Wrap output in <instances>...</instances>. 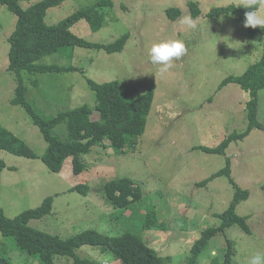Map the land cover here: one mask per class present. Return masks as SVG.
Wrapping results in <instances>:
<instances>
[{
	"label": "rangeland",
	"instance_id": "obj_1",
	"mask_svg": "<svg viewBox=\"0 0 264 264\" xmlns=\"http://www.w3.org/2000/svg\"><path fill=\"white\" fill-rule=\"evenodd\" d=\"M41 0L21 2L23 9ZM98 0H66L50 8L46 22L55 25L79 9ZM112 13L98 32L85 19L72 32L85 40L110 44L124 34L129 39L122 52L106 53L76 47L73 57L57 52L43 58L44 65L73 66L74 72H23L26 99L43 115L55 116L83 105L94 109L96 93L89 80L98 84L118 81L130 98L145 94L155 86L152 110L146 131L134 151L116 154L105 141L81 157L84 170L76 174L72 158L60 173L52 172L42 160L47 148L40 129L27 110L14 105L17 76L9 70V37L18 17L0 4V125L23 140L36 158L19 157L0 151L5 167L0 172V208L8 218L39 207L53 197L50 214L32 220L29 226L62 239L87 230L110 237L125 233L137 235L165 264H188L191 249L201 233L222 223L234 199L235 189L227 176L209 184L200 183L231 162V176L249 198L237 205L239 216H248L250 233L239 225L218 234L202 252L198 264H223L231 241L233 264H248L254 254L264 255V131L255 129L245 139L232 142L226 155L208 154L198 146L214 148L232 133L248 127L246 103L249 93L230 83L218 90L229 76L242 75L264 53V37H249L248 28L236 15L209 18L217 7L240 6L241 0H112ZM196 3L201 16L193 20L190 4ZM179 8L181 16L168 17V10ZM264 16V9L260 10ZM190 17L195 27L179 23ZM230 38V39H229ZM180 39L187 52L174 60L161 74L149 62V49L155 43ZM212 98V100H210ZM259 118L264 124V90L259 93ZM93 120L99 119L94 111ZM52 133L66 139V124ZM130 178L143 190V199L122 214L105 194L106 183ZM86 185L87 195L72 191ZM155 214L158 228L145 227L146 216ZM6 245L14 264H28L27 256L13 238L0 233V251ZM76 255L86 264H120L111 251L83 246ZM33 264H39L35 262ZM54 264H77L75 258L56 256Z\"/></svg>",
	"mask_w": 264,
	"mask_h": 264
},
{
	"label": "trees",
	"instance_id": "obj_2",
	"mask_svg": "<svg viewBox=\"0 0 264 264\" xmlns=\"http://www.w3.org/2000/svg\"><path fill=\"white\" fill-rule=\"evenodd\" d=\"M31 0H0V4L7 7L18 17L15 30L9 37V70L16 74L18 85L14 105L24 107L32 118L34 124L40 129L47 148L42 155L46 166L54 173H60L67 158H72L73 170L76 174L85 168L81 157L89 154L92 148L105 141L111 142V148L116 154L125 153V149L134 151L139 144L141 136L146 131L147 118L152 110L155 97V86L151 85L142 96L132 99L118 81L103 84L89 80L91 88L96 93L94 109L88 105L63 111L55 116L47 117L40 113L26 99V89L23 85V72L29 73H68L77 71L73 66L44 65L39 63L43 58L57 52H65L70 58L76 47H84L104 51L106 53L122 52L129 39V34H124L110 44L93 43L75 35L73 26L81 19H85L93 32H98L106 24V18L112 13L114 5L112 0H98L93 5L79 9L69 17L55 25L46 22L47 12L50 8L60 6L66 0H41L23 9L21 2ZM192 19L201 16V10L196 3L190 4ZM247 9L236 5L213 8L207 16L218 18L221 16L236 15L241 23ZM168 17L172 20L181 16L179 8L168 10ZM250 38L256 35L264 37V29L260 27L248 28ZM234 83L249 93L250 99L246 103L248 127L242 133H232L214 148L198 146L199 150L208 154L226 155V150L232 142L245 139L252 131H264V124L259 118V93L264 90V53L259 61L251 65L242 75L229 76L219 85L218 90ZM212 100V98L210 99ZM96 111L98 120H93ZM66 124V139L54 135L52 130L60 124ZM0 151H6L19 157L36 158L34 151L11 131L0 125ZM5 163L0 160V172ZM227 176L235 189L234 199L228 209L220 215L222 223L218 227H210L201 233L195 241L188 264H198L202 252L208 247L212 238L222 233L233 225H239L246 233H250L248 216H239L236 213L237 205L249 198V192L242 189L231 176V162L222 170L200 183V186L209 184L215 178ZM264 189V185L262 186ZM72 191L88 193L86 185L75 186ZM107 199L122 214L129 210L133 204L144 197L140 186L133 180L124 177L113 180L105 185ZM53 197H47L43 203L34 209H29L15 218H8L0 208V233L5 238H13L17 246L27 256V263L54 264L56 256L73 257L77 264H86L76 255V250L83 246L100 247L103 252L111 251L120 260V264H165V259L160 257L153 249L133 233H125L119 237H110L96 230H87L68 239H62L29 226L30 221L39 220L50 214L53 208ZM145 227L158 228L155 214L146 216ZM228 250L223 264H233V249L228 240ZM0 264H14L7 255L6 245L0 251Z\"/></svg>",
	"mask_w": 264,
	"mask_h": 264
},
{
	"label": "clouds",
	"instance_id": "obj_3",
	"mask_svg": "<svg viewBox=\"0 0 264 264\" xmlns=\"http://www.w3.org/2000/svg\"><path fill=\"white\" fill-rule=\"evenodd\" d=\"M240 7L248 10L244 14V28L260 27L264 29V16L259 14L260 10L264 9V0H241ZM179 23L188 27H195V22L187 16L182 17ZM186 52L185 43L180 39L155 43L149 49V62L159 66L160 73L163 74L171 68L174 60H179ZM248 264H264V255L254 254L250 256Z\"/></svg>",
	"mask_w": 264,
	"mask_h": 264
}]
</instances>
